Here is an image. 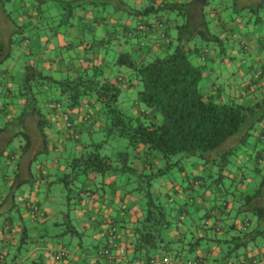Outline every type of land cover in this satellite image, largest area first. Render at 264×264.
Segmentation results:
<instances>
[{
    "label": "crops",
    "instance_id": "1",
    "mask_svg": "<svg viewBox=\"0 0 264 264\" xmlns=\"http://www.w3.org/2000/svg\"><path fill=\"white\" fill-rule=\"evenodd\" d=\"M69 1L74 4L73 6H77L76 15L71 19L70 24H65L59 15L63 12L64 4ZM188 1L190 0H45L43 4H39L37 0H14L18 5L21 4L19 7L21 8L19 9L20 16L23 18L21 24L24 29L28 30V36L23 34V37L18 38H16L18 36L16 30L19 27L0 7V33L7 41L10 36L16 38L13 51L15 56L30 57L25 60L24 65L20 66L22 75L20 80L12 75V64L4 68V64L13 58V53L0 70V79L3 80L0 85V121L3 122L18 115L20 113L18 106L26 104L28 96L21 91V86L26 83V68L28 66L36 68L39 66L37 62L42 64L41 72L44 75L45 72L49 74L46 76L54 74L58 76V79L73 78L84 70L91 74L97 67L106 69L107 78L116 79L124 84V79L127 80L130 71L126 67L117 66L114 55L116 52L113 50H118L119 56L123 53H130L137 62L152 61L153 58H156V54L163 53L165 45L172 38V30L176 29L179 24V16L176 12L162 10L158 13H150L146 17H137L124 10L125 7L121 9L120 6L124 4L133 10H145L150 7V4ZM229 1L221 0V6L216 10L210 7L213 11L212 29L224 41L227 40V43L225 51L221 47L210 44L208 51L204 52V60H198V63L204 66V82L201 85L205 93L219 101L235 99L236 102L249 106L264 95V7L258 0L255 15L247 16V12L244 15L240 9L250 6V0H241L240 5H237L238 1H234L232 10L238 15V20L235 21L230 14L229 9L232 2ZM10 2L13 1L10 0ZM109 4H113L115 10L121 12L115 15L110 11L111 5ZM236 24L238 27H235ZM26 40H29L27 45H25ZM35 58H37L36 61ZM260 72L261 75L257 77ZM137 87L135 81L130 88L127 85H122L123 101L128 102L127 108L136 107L141 112H147L149 110L145 106L136 103L138 99ZM41 90V94L37 97H40L41 101L43 97L46 100V111L54 124L52 132H50V140H48L50 152L38 155L39 157H35V159L33 158L34 154H28V164L24 162L18 170L21 174L20 187L14 192L10 185L12 179L8 182L5 174L3 176L0 174L2 177L0 180V202L8 195L13 201V205L8 208H3L4 204L3 207L0 206V219L5 217L4 215H12L16 211L19 216L16 218L22 224L17 228L14 227L10 217L3 220V232L0 235V237H4V239L0 238V257H3V261L0 259V264H22L17 259L9 260V253L4 248L18 245L16 235L27 236V221L28 226L31 224L38 233L36 241L39 245L37 244V247H34L31 252L29 251L31 257L36 256L40 248H46L48 257L55 256L60 249H66L68 253L66 258L57 261V264H145V261H130L133 255L131 242L134 237V229L138 220L144 218V208L137 194L128 193V187L122 178L119 180L117 175L111 172L82 174L79 175L76 185L73 184V189L65 186L69 196L58 198L51 192L53 184L62 183L59 181L62 175L71 172L67 164L73 158H78L83 148L73 140H64L65 137L62 136L64 122L52 106L55 100L61 98L60 93L57 90H48V88ZM100 108V105H94L88 99L84 100L80 108L70 112L76 128L82 129L93 123V117L90 115L95 114L94 116H96ZM133 110L135 111V109ZM34 122L35 120L32 118L28 119L29 124ZM35 143L42 147L43 140H35ZM70 145H73L75 149L69 153ZM32 159L35 160L34 163H31ZM62 159L65 165L61 163ZM17 160L18 158L15 161ZM201 168V164L196 163L193 165L192 172L183 171L181 185L177 182L171 183L170 179L165 178L162 182L157 183L155 188L156 193L169 190L173 194L170 193V200L174 199L175 202L194 203V209L204 213V226L208 224V229L205 231L204 226L200 227L202 230L197 232V236L203 239L198 248L192 252L189 251L188 242L195 240L196 234L193 232L197 224L193 221L192 229H189L190 227L185 223L189 215L182 216L181 213V207L185 203L180 206V210L177 206L173 215L179 225L177 227L172 225L169 228V238L173 240L175 246L178 244V236L186 238L190 234L191 239L188 241L186 239L184 245L175 250L176 253L167 254L165 251L157 253L156 259L170 258L174 264H187L190 260L199 261L200 264H243L249 260L264 259V239L262 238L249 244L246 248H238V251L233 252V255L226 253V248L222 245L223 242L225 239L234 242L233 237L237 231L242 229L246 218L244 217L241 223L238 222L240 218H234L233 211L235 209L232 206H229L228 210L223 213V206L218 205L221 209L220 214L216 211L210 213L212 206L209 199L212 200V189L202 181L200 184L197 183V179L202 173ZM238 174L240 173L238 172ZM81 179H85V182H82ZM2 182L4 184L3 192ZM24 188L27 190L25 191ZM19 192L22 194L19 195ZM16 199L21 201L19 208ZM63 208L72 209L70 215L73 225L77 223L85 233L91 231L98 243L95 245V249L89 253L87 259H85L82 239L78 234L70 233L71 238L76 237L80 240L79 247L76 249L77 253L69 251L68 247L64 245L55 247L54 242L44 238L51 236L50 238H55L53 240H64L69 236L63 235L66 232L64 225L67 218L64 216L63 222L57 221ZM49 225L56 229L55 232L51 230L52 234L48 230ZM112 228L117 229V247L110 249L108 258L101 254V250L108 248ZM211 229L214 230L212 237L208 232ZM14 230L16 233L12 234ZM43 232L47 236H43ZM218 237H223L224 240L219 242ZM20 241L27 244L24 238ZM42 242L45 243L43 247ZM234 243H227L228 251H233L236 248ZM119 248H123L124 253H121ZM188 254H194L197 258L190 259Z\"/></svg>",
    "mask_w": 264,
    "mask_h": 264
},
{
    "label": "trees",
    "instance_id": "2",
    "mask_svg": "<svg viewBox=\"0 0 264 264\" xmlns=\"http://www.w3.org/2000/svg\"><path fill=\"white\" fill-rule=\"evenodd\" d=\"M6 1L10 0H0V7L12 19L7 13ZM37 1L39 4L45 2ZM71 3L69 1L64 4L63 12L59 15L65 24H70L76 15L77 6H71ZM120 7L128 8V12L137 17L169 10L182 17L183 23L177 25L176 39H169L165 45L164 57H156L149 62H137L130 53L120 54L117 66L129 69L132 82L129 80L127 83L124 79L122 84L116 79L107 78L106 69L97 67L91 74L84 70L73 78L57 80L28 66L26 83L21 89L28 96L22 113L0 121V160H5L6 164H15V168H9L5 174L8 182L12 179V192L20 187L21 174L18 170L24 162L28 164V154H34L35 159L50 152L48 140L54 124L46 111L47 103L44 97L42 104L36 99L42 88H48L57 90L61 96L52 106L64 122V140H73L83 148L78 158L68 162L71 172L59 181L70 188L74 183L76 185L79 175L111 172L116 174L119 180L123 179L128 193L140 197L144 218L138 220L134 229L131 242L133 255L130 261H145L147 264L155 259L159 252H172L169 247L173 240L167 242L163 234L172 227L169 214L174 217L172 205H177V201L170 200L169 190L156 193V180L165 176L169 179L168 173L173 168L185 171L181 164L191 158H197L202 172L206 171V177H200L197 183L202 181L212 189V200L209 199L212 206L210 213L216 211L220 214L221 209L214 202L225 197L223 213L232 206L238 215L246 218L242 229L233 237L236 247L233 252L238 251L240 247L246 248L249 242L264 239V95L248 106L236 102L235 99L219 101L205 93L201 85L204 66L200 65L198 60H204L205 51L202 45L213 44L215 47H221L223 51L226 48L227 40L225 42L212 30L213 11L210 7L213 10L217 7H212L209 0L161 2L157 5L150 4L145 10H133L124 4ZM245 9H250V6H244L240 11ZM18 37L20 36H16ZM16 38L10 36L7 41L0 33V70L12 56ZM134 81L138 85L136 103L145 106L149 110L147 112H141L136 107L127 108L128 102L123 101L122 85L126 84L130 88ZM2 83L3 80L0 79V85ZM86 99L101 108L96 116L90 115L93 117V123L79 129L74 125L70 112L80 108ZM29 118L35 120V127L34 123H28ZM33 127L39 134L37 138L28 132ZM97 130L104 135L100 143H95L94 140L84 141L85 136H91ZM22 136L26 142L17 151L13 144L16 140L21 142ZM117 138L127 140V150L114 151L112 148L111 155L102 154V149L110 145L112 139ZM35 140H43L42 147L37 145ZM231 140V144L227 146ZM234 155L238 158L235 163L231 159ZM34 159L31 163H34ZM10 170L13 171L12 177ZM257 178L260 179L256 187L251 188L250 184ZM170 181L176 182L171 178ZM4 198L1 199L0 206L3 205ZM188 204L185 203L181 207L182 216L191 215L185 208ZM190 205L195 207L192 202ZM66 218V232L80 236L70 216L67 215ZM251 222L253 227L249 228ZM205 229L207 231L208 226ZM184 238L185 236L180 239L182 245ZM194 238V241L188 242L191 252L198 248L203 239L199 236ZM104 250L103 248L101 251ZM2 259L1 257V261Z\"/></svg>",
    "mask_w": 264,
    "mask_h": 264
},
{
    "label": "rangeland",
    "instance_id": "3",
    "mask_svg": "<svg viewBox=\"0 0 264 264\" xmlns=\"http://www.w3.org/2000/svg\"><path fill=\"white\" fill-rule=\"evenodd\" d=\"M13 2H10V1H6V10H7V13H9V15L11 16V18L12 19H14L13 21H15L16 22V24H17V26L19 27V29L18 30H16V33H17V35L18 36H20V37H23V34L25 35H27L28 36V30H26V29H24V27H23V25L21 24V21H23L22 19L23 18H21V16H20V11H19V9H21V8H19L20 6H21V4L19 3V5L17 4V3H15L14 2V0H12ZM234 1H238L237 2V5H240V2H241V0H230L229 2H232V4L230 5L231 7H230V14L233 16V18H234V20L235 21H237L238 20V18H237V14H236V12H234L232 9V6H233V2ZM257 1L258 0H250L249 2H251V5H250V9H245V10H243V14L245 15L246 13L245 12H247V16H251V15H255V13H256V8H257ZM261 1V2H260ZM259 2L260 3H262V7H264V0H260ZM19 2V1H18ZM209 2L214 6V7H217L218 9H219V7L221 6V0H209ZM229 2H227V4L229 5ZM74 4L73 3H71V6H73ZM109 5H111V4H109ZM127 7V6H126ZM128 8H125L124 10H127ZM110 11L112 12V13H115V15L117 14V13H119V12H121L120 10H118V11H116L115 10V8H114V6H113V4L110 6ZM128 11V10H127ZM225 11V9L223 10V12ZM227 11V10H226ZM242 15V14H241ZM180 23H183V19H182V17H179V24ZM213 23V22H212ZM235 27H238L237 26V24H236V26ZM234 27V28H235ZM23 28V29H22ZM212 28H213V24H212ZM22 29V30H21ZM213 30V29H212ZM173 31V34H171V37L172 38H174V39H176V37H177V31H176V29H173L172 30ZM48 33V32H47ZM174 44H175V46H176V40H174ZM203 46V50L206 52V51H208V48H209V45H207V44H204V45H202ZM114 52H116L114 55L116 56V61L118 60V58H119V51L118 50H116V49H114L113 50ZM165 53L163 52H160L159 54H156V57H164L163 55H164ZM52 58V57H51ZM28 60V59H30V57L29 58H22V56H20V55H17V56H15V54L13 53V58L12 59H9L5 64H4V68H7V67H9L10 66V64H12L11 66H12V75L14 76V77H18V80H20V77H22V75L20 74V66L21 65H24L25 64V60ZM53 59H54V57H53ZM154 59V58H153ZM35 61L37 60V58H35L34 59ZM153 61V60H152ZM37 65H39V66H36V69L37 70H39V71H41L43 68L41 67V63H39V62H37ZM2 68H3V66H2ZM45 75H49V74H47L46 72H45ZM51 76H53L55 79H57V80H63V79H58V76L57 75H51ZM127 80L129 81L130 80V82H132L131 81V78L129 77H127ZM232 80H233V78H232ZM204 81H202V83H203ZM128 83V82H127ZM226 84V83H225ZM227 85V84H226ZM124 86H126V84L124 85ZM24 86L22 85L21 86V88H23ZM36 99H38L39 100V102H40V104H42V102H41V98L40 97H36ZM41 108H42V106H40ZM40 108V109H41ZM18 109H19V114L18 115H20L21 113H22V111H23V106L22 105H20V106H18ZM17 115V116H18ZM14 117H16V116H14ZM34 127H35V123H34V125H33ZM32 128V129H29L28 130V132H29V134H32V137H34V138H37L38 136H39V134H37V132H36V130H34L35 128ZM22 141L20 142L19 140H16L15 141V144H13V146H14V148L17 150V151H19L20 150V147L22 146V145H24V143L26 142V140L23 138V136H22ZM84 141H86V142H88V140H94L95 141V143H100L103 139H104V135L102 134V132H100L99 130H97L94 134H92L91 136H85L84 137ZM90 142V141H89ZM231 142H232V140L231 141H228V143L226 144L227 146H229L230 144H231ZM127 145H128V142H127V140H125L124 138H117V139H112V141H110V145H106L105 146V148L104 149H102V154H108V155H111V153H112V148H114V151H125V150H127ZM225 145V146H226ZM73 149H75V147L73 146V145H70L69 146V153H70V151L71 150H73ZM221 150H222V148H221ZM59 155H61V154H59ZM60 158V157H59ZM54 159H55V156H54ZM232 162L233 163H235V161H238V158H237V156H232ZM197 162H199V160L197 159V158H191V159H188V160H184V162H182V167H184V170L185 171H187V172H192L193 171V165L194 164H196ZM61 163L63 164V165H65V162H64V160L62 159L61 160ZM15 164L14 163H11V165H10V163H8V164H6V162H5V160H0V174L3 176L4 174H7V170H9V168L10 169H14L15 168V166H14ZM164 165H165V163H164ZM233 166V165H232ZM234 167V166H233ZM248 173H251V172H248ZM10 176L12 177L13 176V171H11L10 170ZM65 175L63 174L62 175V177H64ZM80 177V176H79ZM166 177V176H165ZM165 177L164 178H158V180H156V182L157 183H160V182H162L164 179H165ZM168 177H169V179L171 178V179H173V180H175L176 182H177V184L179 183L180 184V181H182L183 180V172L182 171H180V169H178V168H173L171 171H169V173H168ZM200 177H206V171H203L202 173H200ZM21 179V178H20ZM258 179H260V178H257V179H255L256 181H252V183L250 184V187L251 188H255L256 187V184H257V182H258ZM0 180H2V177L0 176ZM81 181L82 182H85V179H81ZM100 183H101V181H100ZM24 185V184H23ZM181 185V184H180ZM1 186H2V192H3V190H4V184H3V182H2V184H1ZM72 188H74L73 187V185L71 186ZM25 189V191L27 190V188H24ZM171 189V188H170ZM51 192L53 193V195L54 196H57L58 198L60 197V198H64L63 196H69V192L67 191V190H65V184L64 183H55V184H53V188H52V190H51ZM174 192V191H173ZM20 194H22V193H20L19 192V195ZM44 194V193H43ZM43 194H42V196H43ZM172 194V193H171ZM173 195V194H172ZM55 200V199H54ZM86 200H88V199H86ZM180 200V199H179ZM182 200V199H181ZM225 200V197H222L221 199H219L217 202H214V204L215 205H219V206H222V205H224V201ZM56 201V200H55ZM12 202V203H11ZM179 202V201H178ZM177 202V205L175 204V206L174 205H172L173 206V208L174 209H176V207L177 206H182V204H184V203H178ZM2 204H4V205H2V207L3 208H8V206H11V205H13V201H11V196H7L6 198H4L3 200H2ZM16 204H17V207L19 208L20 207V204H21V201L20 200H18V199H16ZM169 208V207H168ZM167 208V209H168ZM189 212H191V215H189V216H187V220L185 221V223H186V225H188L190 228H192L191 226H192V223H193V221H195L196 222V224H197V227H194V230H195V234H196V236H197V232H199V230L201 231L202 229H200V227H202V226H204V223H205V217H204V213L201 211V210H199V212H196L195 211V209H194V206L193 205H190V203L188 204V205H186V207H185ZM73 210L72 209H66V208H63L62 209V214L60 213V216L58 217V222H63V218H64V216L66 217L67 215H69L70 216V218H71V212H72ZM169 211V213H170V209L168 210ZM10 212H12V211H10ZM23 212V211H22ZM5 217H2V219H0V235H1V233L3 232V227H2V225L4 224V219L5 218H8V217H10V219L11 220H13L12 222H13V224H14V227H17V228H19V226H22V224H20V220L18 219L19 218V216H18V214L16 213V211H14L13 212V214L11 215V214H9V215H4ZM18 216V218H16ZM233 216H234V218L236 219L237 217H239L240 218V220H238V222H240L241 223V220L242 219H244V216L243 215H238L237 213H236V211H233ZM72 217H74V216H72ZM169 220H171L172 221V225H173V227H177L178 225H179V222L177 221V219H175V217H172L171 216V214H169ZM53 224V223H52ZM26 226H27V230H28V233H27V236H21L20 234L19 235H16V239H17V241H18V245L16 244V246H7V247H5L4 248V250H6V252H8L9 253V256H8V258H9V260L10 259H17V261L18 262H22V264H34V263H37V264H57L58 262H57V260H56V258H55V256H50V257H48L46 254H47V250H46V248H40L39 250H38V254L36 255V256H33V257H31L30 255H29V251L31 252V250L34 248V247H37V244H38V242L36 241L38 238L36 237V234H38V233H36V230H35V228L33 227V226H31V224L28 226V221H27V223H26ZM74 226L76 227V229L80 232V239H82V244H83V247H84V252H85V259H87V258H89L88 257V255H89V253L90 252H92L94 249H95V245H98V243H97V241H95V239H94V237H93V235H92V232L91 231H87V233H85L84 232V230H82V228H81V226H79L77 223H74ZM64 227H66V226H64ZM253 227V223L251 222V224H250V227L249 228H252ZM66 229V228H65ZM35 230V231H34ZM48 230L51 232V234H52V231L51 230H53V232H55L56 231V229H54L53 227H52V225H49L48 226ZM198 230V231H197ZM214 230L213 229H211V230H208V232H209V236L210 237H212V236H214V232H213ZM14 233H16V230H14L13 231V233L12 234H14ZM239 233V231H237V233H236V235ZM11 234V235H12ZM28 235H29V240H28ZM42 235L43 236H47L44 232L42 233ZM63 235H69L68 237L67 236H65V237H67V238H65L64 240H60V239H58V240H53V239H55V238H50V237H44L45 239H47L48 241H51V242H54L53 244H54V246L55 247H58V245H64V246H66V247H68V249H69V251H71V252H73V253H77V251H76V249L79 247V244H80V240H78L76 237L75 238H71V234H70V232H64V234ZM235 235V236H236ZM7 236H9L10 237V235H8L7 234ZM41 236V235H40ZM163 236H164V239L167 241V242H169L168 240H170V238H169V235H168V232L167 231H165L164 232V234H163ZM1 239H4V237H0ZM22 238H24V240L25 241H27V244L25 245V244H23V242H21L20 240H22ZM178 238V244L175 246L174 244L173 245H171L169 248H171V253H176L175 252V250H177L178 248H180L181 247V245H182V243L180 242V239L182 238L181 236H178L177 237ZM220 240H224L223 239V237H218ZM185 239V241H186V239H187V241L188 240H190L191 239V237H190V234H188V236H186V238H184ZM263 239V238H262ZM226 240V239H225ZM19 241H20V243H19ZM33 241H35V242H33ZM231 243V242H230ZM232 243H234V242H232ZM248 244H251L250 242L248 243ZM39 245V244H38ZM41 245H42V247H43V245H45V243L44 242H42L41 243ZM222 245H224V247L226 248V253H229V254H231V255H233V251H228V248H229V246L227 245V242H223V244ZM233 247V246H232ZM88 254H87V253ZM188 256L190 257V259H196L197 257H196V255H194V254H188ZM3 258V257H2ZM38 260H37V259ZM0 259H1V257H0Z\"/></svg>",
    "mask_w": 264,
    "mask_h": 264
},
{
    "label": "built area",
    "instance_id": "4",
    "mask_svg": "<svg viewBox=\"0 0 264 264\" xmlns=\"http://www.w3.org/2000/svg\"><path fill=\"white\" fill-rule=\"evenodd\" d=\"M29 43V40H26L25 41V45H27ZM259 75H261V72L257 74V77H259ZM65 120H67L65 118ZM248 226V224H246ZM208 226V224H205V228ZM117 229L116 228H112L111 229V232H110V238L108 240V249H105L101 254L102 255H109V250L110 249H114L117 247V243H116V237H117ZM119 250L121 251V253H124V249L123 248H119ZM67 250L66 249H60L58 250V252L56 253V260L57 261H60V260H63L64 258H66L67 256ZM147 264H174L173 260H171L170 258H165L163 260H160V259H152L149 263ZM187 264H200L198 261H193V260H190L187 262ZM246 264H264V259H261V260H258V259H255V260H252V261H249L247 262Z\"/></svg>",
    "mask_w": 264,
    "mask_h": 264
}]
</instances>
